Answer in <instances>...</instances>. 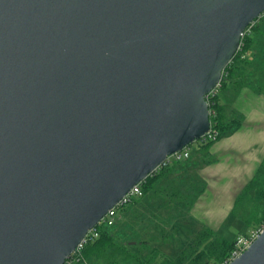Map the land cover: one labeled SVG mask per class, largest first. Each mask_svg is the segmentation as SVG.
I'll use <instances>...</instances> for the list:
<instances>
[{
	"label": "water",
	"instance_id": "1",
	"mask_svg": "<svg viewBox=\"0 0 264 264\" xmlns=\"http://www.w3.org/2000/svg\"><path fill=\"white\" fill-rule=\"evenodd\" d=\"M264 0H0V264H63L210 127ZM229 264H264V229Z\"/></svg>",
	"mask_w": 264,
	"mask_h": 264
},
{
	"label": "trees",
	"instance_id": "2",
	"mask_svg": "<svg viewBox=\"0 0 264 264\" xmlns=\"http://www.w3.org/2000/svg\"><path fill=\"white\" fill-rule=\"evenodd\" d=\"M263 17L256 18L252 26L245 30L236 53L223 70L218 93L213 98V104H209V107L215 111V115L209 117L211 127L216 130L218 135L214 140L207 142L196 140L194 143L199 144L201 150L206 151L215 140L230 134L242 124L243 118L239 115L234 114L227 117L224 91L231 88L234 93H238L241 88L249 87L258 94L264 95V51L260 54V67L252 64L255 53H258L257 49L264 50V44L259 38L261 27L260 24H257ZM189 147L190 145L187 146V148ZM180 162L179 160L166 163L148 175L141 182L142 194L140 197L143 198L144 195L150 193L154 189V184L163 174L169 169L172 170ZM186 186V192L180 190L181 187L170 193L166 192L169 198L168 205L188 210L203 192V186L199 187L197 183ZM165 197L163 196V198ZM137 200L139 199H133L131 203L122 206L121 210L126 209ZM229 217H234V220L244 223L247 226L246 231L232 239H227L207 225H202L195 245L189 251L184 248L175 256H165L161 260L158 259L157 247H150L146 240L129 245L106 230L105 225H98V236L85 244L82 256L88 264H220L230 255L235 242L241 235H247L249 230L264 224V157L255 174L235 197Z\"/></svg>",
	"mask_w": 264,
	"mask_h": 264
},
{
	"label": "rangeland",
	"instance_id": "3",
	"mask_svg": "<svg viewBox=\"0 0 264 264\" xmlns=\"http://www.w3.org/2000/svg\"><path fill=\"white\" fill-rule=\"evenodd\" d=\"M262 23L263 21L260 19L257 22V24H260V26L262 25ZM259 38L264 44V35H260ZM263 51L264 50H262L261 48H258V53H255L254 55L255 59L254 61H252V64H254L256 67H260V54ZM259 70L261 69L259 68ZM241 90L242 88L238 91V93H234L231 88L227 89V91H224L223 96L226 100L225 111L227 117H231L236 114L241 116V118H244L243 113L239 111L235 106V102L238 99V95ZM251 91L255 96H264L263 94H258L256 91ZM253 110L255 112L259 111V109L255 107L253 108ZM194 142L189 144L190 147L188 148V152L193 151L194 153V150L199 146V144H196ZM200 159H202L201 156ZM233 160L237 161L236 164H238L241 160V153L230 152L229 155H227L226 160L224 161L225 168H223V171H221L217 175L214 174L217 179H223L224 186L226 185V188H230V191H232H226L227 204L231 201L229 200V195L231 193H236L243 182H245V180L250 175L239 174V170L237 171L235 170V168L231 167ZM180 161V164L185 167L187 160L183 158ZM173 162L175 161L169 163ZM163 175V177H170L169 179H171V182L169 184H173L175 188H178L180 186V184H177L173 179V176H178L179 174H174V172L169 169ZM202 186L203 184L200 182L199 187ZM150 194L151 193L147 194L146 198L140 197L141 195L137 196L134 199L139 200H137L135 203H132L124 210H121V206L114 216L113 224L107 226L105 225L106 230L113 233L120 241L128 243L129 245H135L137 242L146 240L148 244H150V247H157L159 260L163 259L165 256H175L184 248H187L186 250L189 251L195 245V240H197L199 236L201 228L200 226L207 225L204 221L203 216L200 215L202 211V203L199 202L195 205L197 200L196 199L195 202L188 208V210L186 209L185 211L181 207L174 206L173 208V205H168L169 203L167 202V200L169 198L167 197L168 195L164 192L156 191L155 194L152 193L153 195L151 196V198ZM163 196L166 197L163 198ZM129 203L131 202H128L126 204ZM192 206L194 209L192 208ZM191 213H193L194 217L190 215ZM246 229L247 226L244 223L240 222L239 220H234V217H227V220L225 222L217 224L215 231L224 238L232 239L236 235L243 234Z\"/></svg>",
	"mask_w": 264,
	"mask_h": 264
},
{
	"label": "crops",
	"instance_id": "4",
	"mask_svg": "<svg viewBox=\"0 0 264 264\" xmlns=\"http://www.w3.org/2000/svg\"><path fill=\"white\" fill-rule=\"evenodd\" d=\"M262 21L263 23L260 26L261 35H264V18H262ZM238 96L235 106L244 115L241 126L230 134L214 141L206 151L201 150L199 146L194 150V153L189 151V156L185 158L187 160L186 166L178 164L172 169L174 174H179L173 176V179L177 184H180V190L186 192V185H194L195 183L198 185L200 182L203 184V192L198 196L195 205L199 202L202 203L200 215L203 216L207 226L213 230H216L217 224L227 220L235 197L255 174L264 157V96H255L247 87L242 88ZM254 107L259 111L255 112ZM230 152L241 153L240 162L238 161L239 163L236 164V159L233 160L231 167L237 171L239 170V174L250 175L236 193L229 195L231 201L227 204L226 191H230V188H226L223 179H217L214 174L217 175L223 171V168H225L224 161ZM200 156L202 159H200ZM163 176L154 184V189L150 192V198L156 191L170 193L176 189L173 184H169L171 182L170 177ZM146 195L143 198H146ZM184 210L186 211V209ZM190 215L194 217L193 213Z\"/></svg>",
	"mask_w": 264,
	"mask_h": 264
},
{
	"label": "built area",
	"instance_id": "5",
	"mask_svg": "<svg viewBox=\"0 0 264 264\" xmlns=\"http://www.w3.org/2000/svg\"><path fill=\"white\" fill-rule=\"evenodd\" d=\"M260 16H264V11L262 12ZM252 24L253 22H251L250 25L246 27V29L250 28ZM245 30L243 31V33L245 32ZM220 81L205 95V99L208 104L209 117L211 115L213 116L215 115L214 109L210 108L209 104L212 105L214 102L213 98L218 93ZM217 135L218 133L216 132V130H214L211 127V121H210L209 129L198 140L207 142L209 140H214L217 137ZM188 155H189L188 148L184 147L182 150L176 151L170 156H168L162 165L172 162V161L181 160L183 158H186ZM140 185H141V182L138 184H135L112 208H110L107 211V213L100 219L97 225H95L93 228L89 229L86 232V234L83 236V238L74 248V250L66 257L63 264H88L82 256L83 247L85 246L87 242L94 240L98 236V229H97L98 225L107 226V225L113 224L114 216L116 215L117 210L124 204L131 202L134 198L141 195ZM263 229H264V224L249 230L247 235L239 237L237 241L235 242L234 248L232 249L230 255L227 258H225L220 264H229V262H231L233 259L238 257L245 249L248 248V246L252 243V241L257 236H259V234L263 231Z\"/></svg>",
	"mask_w": 264,
	"mask_h": 264
}]
</instances>
